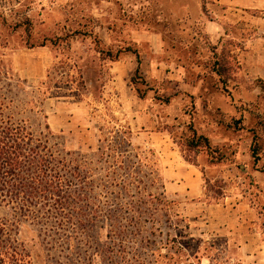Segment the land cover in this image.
Listing matches in <instances>:
<instances>
[{
    "label": "rangeland",
    "instance_id": "obj_1",
    "mask_svg": "<svg viewBox=\"0 0 264 264\" xmlns=\"http://www.w3.org/2000/svg\"><path fill=\"white\" fill-rule=\"evenodd\" d=\"M198 3L0 0L10 21L30 17L35 40L62 38L30 49L23 29L0 27V96L35 132L48 123L60 157L89 170L88 211L100 214L91 221L38 207L24 216L0 206V223L31 252L29 264H90L111 230L126 231L113 236L130 252L129 263L149 253L133 234L142 230L158 245L184 234L203 264H264V172L250 155L252 134L223 123L244 115L247 128L264 125V11L226 12L207 0L199 13ZM185 6L194 21L183 16ZM136 53L145 80L138 87ZM220 61L227 76L212 71ZM191 127L229 159L212 163L204 150L188 149ZM151 195L168 200L166 216L153 220L152 206L141 204ZM116 258L113 264H124ZM97 264H104L99 256Z\"/></svg>",
    "mask_w": 264,
    "mask_h": 264
},
{
    "label": "trees",
    "instance_id": "obj_2",
    "mask_svg": "<svg viewBox=\"0 0 264 264\" xmlns=\"http://www.w3.org/2000/svg\"><path fill=\"white\" fill-rule=\"evenodd\" d=\"M201 2L202 9L206 12L207 0H201ZM0 27H6L12 33L23 29L26 37L25 47L30 49L46 47L48 41L56 45L62 39L56 37L52 40L48 36H43V38L37 37L35 40L29 16L10 21L4 13L0 12ZM97 43L101 45L102 41L98 39ZM111 46H107L108 55L111 60H116L117 57L111 53ZM136 56L138 67L132 82L138 87L141 83L138 79L143 82L145 80L141 69V58L138 53ZM212 71L221 76L229 74V68L221 61ZM223 83L227 86L228 79L224 78ZM137 90L140 97L146 96V92L139 88ZM156 98L165 103L170 102L169 97L157 96ZM8 107L6 100L0 96V206L7 205L13 210H18L24 216L30 215L33 209L40 207L56 210L57 214H61L65 218L68 217V214L75 213L81 217H91V221L97 220L100 217L99 212L88 211L89 207L92 208L87 190L89 170L83 169L78 160L60 157V153L55 148L56 144L53 143L54 134L48 123L45 124V130L37 133L29 120L15 118L14 113L10 112L12 108L8 109ZM246 119V116L241 115L239 118L234 117L229 121L224 118L225 122L223 123L228 129L234 131L247 129L252 134L250 155L255 169L264 172V163H262L264 160V134L261 133L264 125L259 122L261 126L247 128ZM190 129L191 135L186 138L188 149L204 150L210 156L212 163H220L229 159L230 156L223 147L214 145L208 136L198 133L194 127ZM236 153L237 150H234L231 155ZM141 204L149 206L146 208L147 211H150L152 206L151 210L153 211L148 213L153 220L160 213L166 216V211L168 213L170 207L168 200L155 195H151L147 200L141 199ZM138 207V204L132 206L135 211H140L141 208ZM132 220L137 226L140 224L138 218L133 217ZM81 225H84L83 222ZM118 233L110 231L108 234L110 242L104 243L103 248H99L93 258L89 260L90 264H97L98 256L104 264H113L117 261L115 259H118L116 255L119 256L122 263H129L127 256L130 255V252L123 243H117L113 236L126 237V231L120 230ZM141 233L142 230H139L133 234L139 236L140 243H144V248L149 251L147 260L145 258L138 259L135 254L134 263L129 264H203L204 257L200 255L201 249L195 253L189 252L188 247L185 246L184 234H179L178 237L171 240L165 239V243L161 242L158 245L157 242L149 240ZM151 235L153 237L156 235L155 230L151 232ZM163 249L166 250V253L163 252ZM31 259V252L27 250L25 244L20 242L19 238L12 237L7 232L6 225L0 223V264H29Z\"/></svg>",
    "mask_w": 264,
    "mask_h": 264
},
{
    "label": "crops",
    "instance_id": "obj_3",
    "mask_svg": "<svg viewBox=\"0 0 264 264\" xmlns=\"http://www.w3.org/2000/svg\"><path fill=\"white\" fill-rule=\"evenodd\" d=\"M213 3L216 4H220L226 12L231 11L233 9H237V8H244V9H263L264 11V0H212ZM198 5V12L201 13L202 12V3L201 0H199ZM197 12V13H198ZM183 16H186L188 18V20L190 21H194L195 17L194 15H192V10L191 8L188 6H185L184 11L182 12ZM202 19V18H201ZM213 25L214 23L219 24L218 22H212ZM209 26V30L212 29V26ZM215 26H213L214 28ZM215 31V30H213ZM217 31L214 32L213 34V38L215 37V33ZM105 43L110 44L111 42V36L110 37H104Z\"/></svg>",
    "mask_w": 264,
    "mask_h": 264
}]
</instances>
